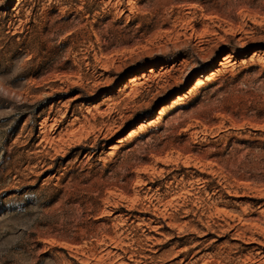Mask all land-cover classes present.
Here are the masks:
<instances>
[{
	"label": "rangeland",
	"instance_id": "rangeland-1",
	"mask_svg": "<svg viewBox=\"0 0 264 264\" xmlns=\"http://www.w3.org/2000/svg\"><path fill=\"white\" fill-rule=\"evenodd\" d=\"M117 237L264 264V0H0V264H95Z\"/></svg>",
	"mask_w": 264,
	"mask_h": 264
},
{
	"label": "bare ground",
	"instance_id": "bare-ground-1",
	"mask_svg": "<svg viewBox=\"0 0 264 264\" xmlns=\"http://www.w3.org/2000/svg\"><path fill=\"white\" fill-rule=\"evenodd\" d=\"M150 74H152V72H150ZM138 80L139 79H130V81H128V83L123 88L124 89H131L133 86H135V84H137ZM200 85H201L200 81H198V83L193 87V90L196 89ZM178 100H179V98H177L176 101H173L166 108H170L172 106H175L176 102H178ZM165 109H161L160 115L164 112ZM134 134H135V132L133 130L130 131L129 133L126 134V137L123 140H130L134 136ZM63 136L65 138L76 137V130L75 129L65 130V132L63 133ZM63 136L61 135V133H58V137L60 139ZM118 142H120V141H118ZM109 151L111 152V150H109ZM141 214L145 215V214H150V213H141ZM151 216L154 218V220H146V219L141 218V217H138V218H135V219L140 221V224H139L140 227H143V228H145L148 231H151V230L154 231V230L162 229L163 227H161V226L152 227L151 224H155L156 221H158L159 219H161L163 222H165L166 218L163 215L157 213L156 211H153ZM166 227L168 229H171V230H177L179 234H182L186 230L187 225L186 224H179V223H177L176 220H174L172 218H169V221L166 222ZM147 241L152 246L156 242V240L150 239V238H148ZM110 242L112 243V249L119 251L120 254L118 252H115L114 254H112V252H110V251H105V255L104 256H106V259H104L102 257V258L98 259V261H95V264H109V263H107V261L109 262V260H113V259L116 260V263H118V264H154L155 259L152 256L143 255V256H140L138 259H136V257L133 256V255L128 256L127 255V251L125 250V248H127L128 245L124 244V240H121V237H117L115 239H112V240H110ZM258 245H260L262 247L264 246L263 244H258ZM189 251H190L189 248H185L184 247L183 249L178 251L177 255H179V256L181 255L182 257L184 256V258H187V256L189 255ZM151 254L155 256L157 254V252H153L152 251ZM166 254H167V252L161 253L160 260L165 258ZM176 257H178V256H176ZM184 261H185V259L181 260L180 262L183 263Z\"/></svg>",
	"mask_w": 264,
	"mask_h": 264
}]
</instances>
